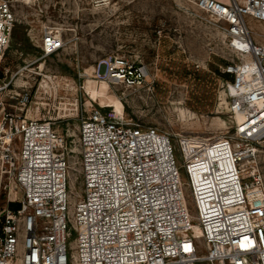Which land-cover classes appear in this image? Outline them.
<instances>
[{"label": "built area", "instance_id": "built-area-1", "mask_svg": "<svg viewBox=\"0 0 264 264\" xmlns=\"http://www.w3.org/2000/svg\"><path fill=\"white\" fill-rule=\"evenodd\" d=\"M186 1L224 25L236 55L224 68L235 131L174 136L94 106L80 123L77 191L67 137L23 114L30 91L7 98L17 4L0 0V177L23 193L0 209V264H264V44L250 29L264 0ZM62 44L43 33L44 54ZM99 66L112 83L141 71L115 55Z\"/></svg>", "mask_w": 264, "mask_h": 264}, {"label": "rangeland", "instance_id": "rangeland-1", "mask_svg": "<svg viewBox=\"0 0 264 264\" xmlns=\"http://www.w3.org/2000/svg\"><path fill=\"white\" fill-rule=\"evenodd\" d=\"M16 4V25L1 72L2 78L13 81L6 95L17 103L18 98L10 94L18 97L30 91L23 114L51 120L67 137L72 185L77 191L82 190L77 179L79 128L85 111L94 106L118 114L120 102L122 115L118 116L174 136L214 137L235 131L224 68L236 55L224 25L194 2L16 0ZM47 29L63 39L62 46L49 55L41 50ZM250 29L255 40L264 44V21L250 20ZM112 55L129 59L141 71L131 81L108 80L116 99L106 106L99 96L104 80L99 79L107 77L99 63ZM260 159L264 172V144ZM183 175L187 178L184 170ZM12 182L8 175L0 177V209L9 197L22 198L17 188L12 192ZM74 238L72 234L69 242Z\"/></svg>", "mask_w": 264, "mask_h": 264}, {"label": "bare ground", "instance_id": "bare-ground-1", "mask_svg": "<svg viewBox=\"0 0 264 264\" xmlns=\"http://www.w3.org/2000/svg\"><path fill=\"white\" fill-rule=\"evenodd\" d=\"M59 37H60L61 41H63L62 37L61 36H59ZM95 69H96V67H95ZM95 77L98 79V77L96 75H95ZM99 80H104V81L101 82L100 87H99V96L106 103V106L113 105L112 102L115 101L116 96L111 93V91H110V85L107 82L108 80H105V79H99ZM117 109H118V114H121L122 109H121L120 102L117 103ZM232 117L234 119L235 125H237L240 122L241 117L240 116H235V115H232ZM16 188H17V182L13 178V182H12V192H14L16 190ZM197 228H198V225H196V229Z\"/></svg>", "mask_w": 264, "mask_h": 264}, {"label": "trees", "instance_id": "trees-1", "mask_svg": "<svg viewBox=\"0 0 264 264\" xmlns=\"http://www.w3.org/2000/svg\"><path fill=\"white\" fill-rule=\"evenodd\" d=\"M227 75H228V77H229V79H230V78H231V76H230L229 74H227ZM12 204H18V203H11V205H12ZM18 205H19V204H18Z\"/></svg>", "mask_w": 264, "mask_h": 264}]
</instances>
